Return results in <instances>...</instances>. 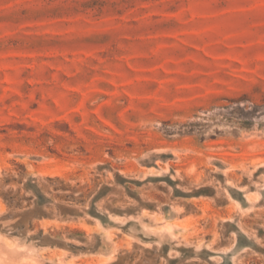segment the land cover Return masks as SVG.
<instances>
[{
	"label": "rangeland",
	"instance_id": "obj_1",
	"mask_svg": "<svg viewBox=\"0 0 264 264\" xmlns=\"http://www.w3.org/2000/svg\"><path fill=\"white\" fill-rule=\"evenodd\" d=\"M0 264H264V0H0Z\"/></svg>",
	"mask_w": 264,
	"mask_h": 264
}]
</instances>
